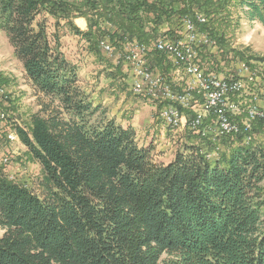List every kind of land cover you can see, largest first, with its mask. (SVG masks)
Instances as JSON below:
<instances>
[{
  "label": "trees",
  "instance_id": "trees-1",
  "mask_svg": "<svg viewBox=\"0 0 264 264\" xmlns=\"http://www.w3.org/2000/svg\"><path fill=\"white\" fill-rule=\"evenodd\" d=\"M239 3L248 20L264 26V0ZM231 6V0H0V27L44 99L29 132L17 131L45 176L38 195L0 172V264H264L262 147L247 144L242 131L224 138L227 150L211 162L200 150L206 144L212 150V142L193 132L197 145L159 162L154 146H139L133 129L95 104L62 48L67 27L84 41L87 56L105 61L101 40L120 49L127 40L175 39L184 18L203 15L199 31L216 46L202 47L200 65L218 74L222 56L246 58L218 32L219 16ZM78 18L86 31L74 23ZM175 18L180 31L159 35ZM104 20L116 31L106 32ZM111 66L123 77L121 67ZM256 131L264 133V121L254 123Z\"/></svg>",
  "mask_w": 264,
  "mask_h": 264
},
{
  "label": "rangeland",
  "instance_id": "rangeland-1",
  "mask_svg": "<svg viewBox=\"0 0 264 264\" xmlns=\"http://www.w3.org/2000/svg\"><path fill=\"white\" fill-rule=\"evenodd\" d=\"M231 1H232V6L219 16L220 18L218 23L219 26L218 32L225 34L226 44L230 49H236L242 51V53H244L246 58L244 60H241V59H234L232 58L233 56H230L228 57V59H225L226 57L222 56V58H219L220 62L218 63V66L216 67L215 71L219 74L220 78L222 79L235 78L236 80H240L242 82L244 88L240 93V95H238L234 99L240 101L242 105L246 108L247 106L251 105L252 102H254V97L259 98L258 101L260 99H264L263 62H259L255 60L252 61L250 59H247L248 57L249 58L264 57V26L257 21H255V23L252 24L244 21L245 20L244 18L246 17L243 13V10L247 9L246 6H241L239 3L240 0H231ZM180 20L175 18L172 22L163 23L161 25L162 28L159 29V35L161 34L160 30L165 31L164 33H166L169 30L180 31L181 28L178 26ZM194 22L196 23L197 27L198 24H203V23H198L197 21ZM102 27L106 32H111V33L116 31L117 29L111 22H108L107 20H104L102 22ZM156 40L157 39H155V41ZM120 49L116 50L117 53L120 51ZM201 50L202 48H200V51ZM153 57L150 59V65L152 66V68H155V71L159 70L161 72H164L167 80L170 79L171 84L174 83L172 85L173 87L175 85L177 87L179 86V88L183 86L186 87L185 84L186 81L183 79V76L181 75V73L179 74L176 73V69L172 67L171 61L167 56L161 54V58H159V60L156 57L154 58ZM104 58L106 60L102 61L95 56H91L90 59L92 60L89 59L87 60V62H89L90 64L91 63L94 64V67L93 69L87 68L86 73H84V70L80 71L79 75L81 76V78L82 79L86 78L88 73H92V72L94 73L95 76L104 75L107 76L108 78L111 77L112 80L117 81L116 82L117 85H120L118 86L119 91H124L125 88V90L128 89L129 93L132 94L131 79L125 73L124 66L117 64L114 58H109L105 56V54H104ZM202 61L204 62V60ZM100 64L102 66H100ZM111 64L113 65V67L116 66L121 67L122 68L121 73L125 77H122L119 73H116V70L112 69ZM242 64L248 65L251 71L258 72L257 73L258 77L256 81L250 82L247 76L240 73L239 68L241 67ZM101 67L104 68L102 69ZM205 68L208 69L207 72L209 70L214 69V67H208V65H206L204 69ZM22 69L23 67L15 57L14 51L10 46L5 33L2 30H0V87L5 89L8 94V101L6 103L0 102V109L5 110V114H7L8 116L7 120L4 123L0 121V172L3 173L4 175H7L10 180L17 181L21 184L27 185L36 194L44 195L45 176L42 170V166L37 160L33 159L32 156L29 154V150L27 146L23 144L17 131L18 129H22L26 132H29L32 126L33 119L37 115H43L41 113L40 104L44 99L42 98L41 100V96L36 95L34 93L33 88L31 89L28 86V80L26 79L25 76L23 77ZM174 78L178 80L174 82L173 80ZM103 82L105 81L101 80L99 85L102 84ZM110 89L113 90V88ZM183 89L182 90L177 89V91H183ZM187 120L188 117L187 115H185L183 119L184 123H187ZM213 120H214V116H210L206 118L205 125L207 124L210 125ZM238 120L241 123V121H243L244 118L239 117ZM185 125L183 126L181 132H179V130L173 131L169 127H167L166 130H171L172 132L171 133L173 135L172 141H175V143L177 144L176 145L175 143L174 144L172 143V146L169 147L170 151L179 148L180 151L186 152L187 147H192L194 143H197L196 137L195 138L193 137L194 136L193 131L188 130ZM6 130H8V132H6ZM13 131H15L19 136L18 143L12 142L8 139V135ZM185 133H189V136L187 137V134ZM263 141H264V133H260L259 131L254 132L253 144L258 148H260L261 146L262 149L264 150V144H262ZM163 142L162 145H164ZM158 143H159L158 148L157 146L156 148L154 147L155 153L156 151H161L158 150L160 148V142ZM206 143L207 141H205L204 144ZM228 144L229 142L227 140L221 139L218 142H216V144H213V147L210 148H212L213 150L216 148V146H218L221 149L220 152L224 154L225 151L227 150L226 147ZM208 146L209 144H206L202 147L203 148L206 147L207 151H212L207 149ZM159 153H158L157 161L160 160L159 158L162 156ZM202 154L204 155V153ZM5 157H8L9 159L8 163L6 164L2 162V160ZM164 157L165 156H162L161 158ZM212 161L217 162L218 160L214 161L211 159V162ZM262 210H263L262 214L264 219V207ZM3 234L4 231L0 229V237H2ZM167 258L168 256L164 255L163 259H167Z\"/></svg>",
  "mask_w": 264,
  "mask_h": 264
},
{
  "label": "built area",
  "instance_id": "built-area-1",
  "mask_svg": "<svg viewBox=\"0 0 264 264\" xmlns=\"http://www.w3.org/2000/svg\"><path fill=\"white\" fill-rule=\"evenodd\" d=\"M198 23H205L202 15H197ZM183 28L175 39L159 38L152 44H143L130 41L123 45L117 53V49L108 40L100 42V48L109 58L124 66V71L131 79V92L137 97H145L162 104L158 111V119L173 131H182L185 125L187 129L201 135L202 138L216 144L221 139L238 135L244 131L246 143H253L252 135L254 123L264 121V108L254 102L246 108L240 101L235 100L242 92L244 86L240 80L222 79L218 74H207L200 65L199 52L203 46H216V42L206 33H200L196 23L190 18L182 20ZM200 47V48H199ZM155 53L167 56L176 73L183 76L186 87L183 91H177L165 73L155 71L150 65V59ZM264 67V63H263ZM240 73L247 76L250 82L256 81L258 72L251 71L250 67L242 64ZM181 79V80H183ZM176 82L178 79H173ZM169 81V82H168ZM8 94L0 87V102L6 103ZM185 111L194 114V118L184 123ZM214 116L210 125H205L206 118ZM243 117L244 120H238ZM8 116L5 110L0 109V121L3 123ZM8 139L18 143L19 136L15 131L8 135ZM264 144V141L262 142ZM221 149L216 146L212 151L201 149L207 160L221 157ZM8 157L2 162L8 163Z\"/></svg>",
  "mask_w": 264,
  "mask_h": 264
},
{
  "label": "crops",
  "instance_id": "crops-1",
  "mask_svg": "<svg viewBox=\"0 0 264 264\" xmlns=\"http://www.w3.org/2000/svg\"><path fill=\"white\" fill-rule=\"evenodd\" d=\"M244 19V21L249 22L250 24L255 23V21H250L247 18ZM74 23L82 31H86L87 22L85 19H75ZM0 30H2L1 27ZM61 36L63 52L71 62L78 66L79 72L84 70V73H86L87 68L93 69L94 64H90L89 62H87V60H89L91 56H86V52L83 49L86 47L84 41L80 37L72 34L67 29V27L66 30L62 32ZM101 64L100 66H102ZM101 68L103 69L104 67ZM22 75L23 77L25 76L23 69ZM123 77L125 76L123 75ZM101 80H104L105 82L99 85ZM80 81L82 87L88 93H90L95 104L107 108L110 118L115 119L116 122L123 128H131L136 132L137 143L141 147L154 146L156 148L157 146L158 148V142H160V148L158 150L161 151H156V158L158 159L159 152L160 155L165 157L161 158V156L159 158L160 160L158 161L169 164L176 159V156L180 152V150L179 148H176L172 151L169 150V147H171L172 143L174 144L175 141H172L173 135L171 134V130H166L167 127L162 123L161 120L158 119V111L160 106L159 103L145 97H137L135 95H132L131 93H129V90H125V88L124 91H119L118 86L120 85L116 84L117 81L112 80L111 77L108 78L104 75L95 76L92 72L88 73L86 78L82 79L80 76ZM28 86L32 89L29 81ZM175 87L178 90H182L184 86L179 88V86L177 87L175 85ZM110 88H113V90H111ZM258 99L259 98H257L256 101L257 104L264 108V99H260L259 101ZM185 134H187V137L189 136V133ZM166 135L168 136V139ZM162 142L164 143V145H162ZM193 145H197V143H194Z\"/></svg>",
  "mask_w": 264,
  "mask_h": 264
},
{
  "label": "bare ground",
  "instance_id": "bare-ground-1",
  "mask_svg": "<svg viewBox=\"0 0 264 264\" xmlns=\"http://www.w3.org/2000/svg\"><path fill=\"white\" fill-rule=\"evenodd\" d=\"M248 144V143H247ZM207 158V157H206ZM212 160H214V161H219L220 160V157H217V158H213ZM209 161H211V160H209ZM213 162V161H212Z\"/></svg>",
  "mask_w": 264,
  "mask_h": 264
}]
</instances>
